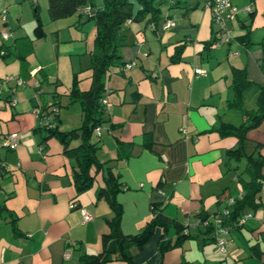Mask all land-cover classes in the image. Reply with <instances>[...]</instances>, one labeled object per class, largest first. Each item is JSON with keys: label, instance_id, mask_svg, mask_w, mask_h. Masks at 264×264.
<instances>
[{"label": "crops", "instance_id": "0c3cea01", "mask_svg": "<svg viewBox=\"0 0 264 264\" xmlns=\"http://www.w3.org/2000/svg\"><path fill=\"white\" fill-rule=\"evenodd\" d=\"M95 1L100 3V0ZM162 1L166 8L160 10L161 15L170 17L173 24L160 28L145 22L144 18H125L121 23L125 36L119 51L128 63L120 67V72L115 71L119 66H113L118 75L105 83L107 89L114 92L106 97L110 101L109 118L118 124L115 129L119 137L130 140V153L119 166L120 179L125 186L115 193L121 204L119 226L125 232L138 229L149 216V199L166 200L163 206L166 214L189 218L194 210L204 209L210 213L223 207L231 196L239 195L237 182L236 194L230 193L234 170L224 175L228 164L239 167L244 162L243 156L232 160L233 157L225 155L226 147L234 144L235 137L219 135L206 127L219 119L233 123L240 120L238 110L225 105L231 95L232 65L244 66L247 77L252 80L242 94L246 107L254 105L257 84L262 80L258 59L264 51L257 41L264 33V0H230L238 9L250 5L247 30L240 23L247 18V12L239 9L228 21L229 41L221 45L210 43L204 48L203 42L209 39L213 27L207 7L200 0H174L172 4ZM0 4H7V0H0ZM134 6L135 2L132 8ZM76 18L77 14L74 17L77 25L81 21H75ZM4 21L9 23L6 15ZM183 33L189 38L184 40L179 56L171 60L172 44ZM88 46L80 51L77 64L81 68L88 63ZM233 49L236 52H232ZM26 63L30 70L21 75L14 56L0 58V76L11 75L6 79L8 82L15 76L25 79L27 75H34L35 68L29 66L28 57ZM195 66L203 67L205 72H193ZM147 71H154V75L148 76ZM37 79L31 81V86L39 87ZM17 85L20 84L12 87ZM53 90L58 92L55 97L59 105L68 104L66 89L58 91L53 86L49 98L41 91L36 94L38 97H33L28 89L27 100L21 106L17 107L14 99L13 104H9L12 113L0 115L2 120H8L0 134L8 130L17 133L16 144L6 147L10 151L0 155V163L4 165L0 173V200L16 215L17 229L13 231L6 214L0 215V264H74L80 251L101 247L100 235L107 227L104 217L111 213L105 199L95 196L101 179L90 191L76 193L70 182L71 158L62 152L61 143L53 134L43 137L47 131L41 126L45 120L43 111L47 103L55 100L51 95ZM6 93L11 96L9 91ZM30 95L38 104L36 113L29 109ZM61 95H65V100H60ZM59 105L57 127L60 118L63 122L60 129L77 125L81 115L79 104H68L62 110ZM143 131L148 134L144 139ZM245 135L246 150H253L252 143L264 138V119L248 128ZM112 142L106 144V156L113 154ZM262 144L258 151L261 148L264 153V142ZM262 170L264 173V166ZM223 187L226 192L219 198L216 192ZM73 197L89 214L88 218L82 219L79 209L69 206ZM224 197L227 199L223 203ZM246 221L251 224L250 239L258 236V247L264 250V208L251 211ZM155 239L151 237L133 255L134 264H157ZM197 239L189 253L177 247L165 252L162 264L174 263L181 256V264L225 262L227 254L209 242L201 246ZM230 239L229 252L241 258L238 264H264V251L259 255L249 253L245 240ZM69 240L71 244L66 246ZM104 264L125 262L113 259Z\"/></svg>", "mask_w": 264, "mask_h": 264}, {"label": "trees", "instance_id": "16d2710c", "mask_svg": "<svg viewBox=\"0 0 264 264\" xmlns=\"http://www.w3.org/2000/svg\"><path fill=\"white\" fill-rule=\"evenodd\" d=\"M30 1L32 2V10L35 14L33 27L37 28L39 27V23L36 13V3L35 0ZM161 1L134 0L135 6L132 8L133 0H100V3H96L95 0H46V12L50 18L75 12L77 14L75 21L79 22L83 18H91L93 22V34L90 45L86 50L88 63L85 68L88 69V85L80 87L77 76L79 69L72 70L70 83L65 91L68 97L67 102L76 100L80 106V122L75 126L65 129L57 127V107L59 103H57L55 94L58 95V92L53 90L51 95L55 100L45 105L46 107H44L45 110L43 111L45 120L41 125L47 130L43 137L47 134L56 136L61 143L62 152L71 158L70 182L76 193L88 187L92 182L95 171L100 170L101 182L96 186L95 196L103 197L111 209V213L104 217L107 227L100 235L101 247L97 250L80 251L76 255L74 264H104L106 261L113 259H121L125 264H134L133 255L140 251L146 241L153 236L156 238L157 264H162L163 254L170 249L177 247L181 249V252L186 250L189 253L195 247L196 238L201 243L199 245L202 246L203 243L209 242L214 248L223 254H227L225 255V262L223 264H238L241 258L230 254L228 241L231 239L227 238L226 233L231 228H237L241 234L245 232V229H242L243 226H247L248 230H250L251 224H248L246 219L251 215V211H254L258 207L264 208V199L260 198V189L264 188V173L262 170L264 166V153L258 151L261 141H258L259 143L257 142L256 144L253 143L254 151H248L244 146L245 131L250 127H255L264 118V54H262L258 59V67L262 74V80L257 84L254 105L246 107L243 103L242 95L244 88L252 80L247 77L244 66L232 65L230 67L229 79L231 95L226 100L225 105L237 109L240 114V120L237 123H233L228 120L219 119L215 124L206 127V129H214L219 135H233L235 137L234 144L226 147L225 155L226 157L235 156V158L244 156L242 168L239 171H234L233 175V181L239 184V195L231 196L230 200L223 207L213 212L208 213L204 209L194 210L191 214L193 221L187 218L186 215H183L181 218L166 214L163 211L166 200L149 199L150 214L138 229L125 232L119 226L121 204L116 199L115 193L125 186L120 179L119 166L130 153V140L121 139L118 132L114 131L117 130L115 128L118 124L111 122L109 118V104L105 95L109 89L105 85V77L113 70V66H119V69L115 71L120 72L121 68L128 63L127 60L121 58L119 51V47L123 43L125 36L124 30L121 28V23L125 18H144L145 22L149 21L153 26H160V28L173 24V20L170 17L161 15ZM168 1L170 4L174 2V0ZM204 1L200 0V3L203 4ZM213 1L209 0L211 3ZM5 5L3 4L0 7V14L3 19H5ZM245 5L248 8L240 10L247 12L246 19H248V22L245 23L246 19H242L240 23L246 26L247 30L251 9L249 4ZM236 12H234L233 16ZM221 13L223 14L224 11H221ZM209 16L213 27L211 29V36L203 42V48L214 41L216 44H226L229 41V34L225 39H222L219 37V31L225 29L228 31V21L233 17L223 14V24L220 25L218 20L215 19V15L210 11ZM168 20L171 22H167ZM8 35L7 31L0 30V58L3 59L7 55L14 56L18 62L20 74L28 73L30 69L27 68L26 54L32 48L33 38L24 32H19L14 35L12 34L9 41L6 40ZM187 38H189L188 35L183 33L182 36L175 39L169 59L172 60L179 56L182 44ZM257 42L262 51H264V33ZM231 51L236 52L234 49ZM39 67L37 66L35 69ZM195 67H193V72H205L203 67H201L202 71H195ZM32 71L35 72V70ZM146 73L150 77L154 75V71H147ZM9 77L11 75H3L0 76L2 78L0 80H6ZM57 81L58 79L52 80V82ZM23 83L24 78L15 76L12 86ZM31 87L32 96L35 97L39 93L38 88L36 85H32ZM54 91L55 93H53ZM3 99L8 101L9 104H13L14 98L8 97V93L3 96ZM28 99L31 103L29 109L35 113L38 112V104L35 103V98L32 100L30 95ZM101 123H104L105 128L110 131L114 148L113 154L103 158H99L96 155V150L101 145L100 139L91 138V132L93 131L96 135H99ZM146 136L148 134L146 131H143L142 139L146 138ZM2 145L10 148L7 145ZM234 167L235 165L228 164V168L234 169ZM3 168L4 165L0 163V173L4 170ZM158 182L159 180L156 184ZM225 192L226 188L223 187L220 191L216 192V196L220 198ZM74 200H76L75 197L69 201V206L81 208L78 202ZM189 213L186 212L185 214L188 215ZM2 214H6L13 231L16 232V215L10 213L9 208L0 200V215ZM169 228L172 229L171 232L168 231ZM253 238L251 240L250 235H248L244 240L249 248V253L259 255L264 250L258 247V236ZM70 244L71 240L65 242L66 246ZM182 261L181 256L179 260L171 264H181Z\"/></svg>", "mask_w": 264, "mask_h": 264}, {"label": "rangeland", "instance_id": "374dc122", "mask_svg": "<svg viewBox=\"0 0 264 264\" xmlns=\"http://www.w3.org/2000/svg\"><path fill=\"white\" fill-rule=\"evenodd\" d=\"M31 3L32 2L30 0H7V4L5 5V15L6 18H8L9 23L7 24L0 14V30L2 31L5 30L9 33V37L7 38L8 40L9 38H11L12 34L14 35L19 32H24L28 34L30 37H32L33 46L27 55L28 63L29 66L32 67L33 69L36 68L37 66H42V68L40 67L35 69V73H33L34 75H27L22 85H17L12 87L13 79L9 80L8 82L6 80H2V81L0 80V105L3 104V106L0 107V115L11 113L10 105L8 101L3 99V96L7 94L6 92L10 91L11 94L10 97L12 99L13 98L16 99V106L17 107L21 106V103L27 100L28 89L32 91L30 89L31 81H35L36 78H39V80L37 79L39 84L38 91H41V93L47 95L48 98L50 93L49 90L53 86L58 91H64L65 89H67L70 83L71 71L76 70L74 69V67H77V69H79L77 73L78 85L80 87L81 85L85 87L88 85L89 78L86 75L88 73V69L81 68V66L78 65L77 63H79V58L81 56L80 51L83 50L85 46H88V44L90 45L91 37L93 34L92 19L83 18V20L76 25L74 24L75 12L67 15L50 18L48 17L46 12V0H35L39 27L34 28L33 24L35 22V14L32 10ZM165 8H166L165 3L161 1L160 10L162 11ZM223 46H221L222 52H223ZM109 74H110L109 75L110 78L105 77V83H107L112 78H116V75H118L114 70L110 71ZM53 79H58V81L52 82ZM111 93L114 92L112 91L106 92L105 93L106 97H109ZM64 96L65 95H61L60 100L62 101L65 100ZM36 97L38 96L36 95ZM107 102L110 105L109 103L110 101ZM68 104L77 106L78 102L74 100L68 102ZM68 104L59 105V107H61L60 110L64 109ZM75 116H78V114ZM80 116L78 117L79 122L81 118ZM65 117L66 115L63 116V118ZM6 121L8 120L7 119L2 120L0 118V131L6 128L7 126ZM60 126H63L62 118H60L59 121V127ZM99 131H100L99 135H96L94 131L91 132V138L100 139L101 145L100 147L97 148L96 155L99 158H103L106 156V150H105V148L107 149L106 144L112 142V135L110 131H108L105 128L104 123H101ZM114 131L116 132V130ZM1 134H0V155L2 157L3 152H8L10 150L5 149L6 147L1 144V139H2ZM52 137H56V136L52 135ZM260 141H261L260 143L261 145L259 146H261L262 148L263 147L262 143L264 142V138H261ZM254 143L256 144V142ZM251 147L254 146L251 145ZM261 148H260V152H263ZM102 152H104V154ZM234 159L235 156L232 158V160ZM241 168H242L241 163L239 164V167H235L234 169L227 168L228 170L227 172L224 173V175L231 173L233 170L239 171ZM100 178H101L100 170H96L90 185L80 191L82 192L90 191L92 187L96 184V182L100 180ZM229 182L231 185L232 179H230ZM236 192H237V186L236 183L233 182L232 185L230 186V193L231 195H234L236 194ZM260 198L264 199V188L260 189ZM226 199L224 197V199H222L221 201H223L224 203ZM180 216L182 215L180 214ZM189 218L191 221H193L191 217ZM242 229H245L244 231L246 233L243 232L240 234L237 228H231L230 231L226 233L227 238H234L236 240L235 242H239V240L243 241L248 235L252 233V232L249 233L250 230L252 229L248 230L247 226H243ZM168 231L171 232L172 229L169 228Z\"/></svg>", "mask_w": 264, "mask_h": 264}, {"label": "built area", "instance_id": "2783aa9c", "mask_svg": "<svg viewBox=\"0 0 264 264\" xmlns=\"http://www.w3.org/2000/svg\"><path fill=\"white\" fill-rule=\"evenodd\" d=\"M203 4L208 8V10L211 13H213L215 15V19L218 20L220 25L223 24V14L225 16H228V17H233V14L235 11H237L239 9H247L248 8L247 5H244L238 9V7H236L232 3H230L229 0H214L212 3L209 2V0H205L203 2ZM221 11H224V13L222 14ZM167 22L170 23L171 21L168 20ZM219 34H220V36H219L220 38L225 39L228 35V31H227V29L220 30ZM213 43L216 44L215 41ZM194 70L195 71H202V68L201 67H195ZM16 137H17L16 131L15 130H9L2 135L1 143L4 145H7L9 147H12L16 144ZM79 210L81 213V217L83 219H86L89 217V214L82 207L79 208Z\"/></svg>", "mask_w": 264, "mask_h": 264}]
</instances>
